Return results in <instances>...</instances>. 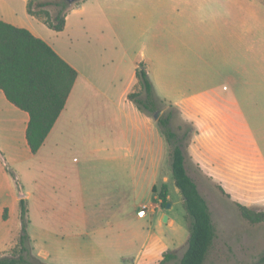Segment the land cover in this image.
I'll list each match as a JSON object with an SVG mask.
<instances>
[{
    "label": "rangeland",
    "instance_id": "374dc122",
    "mask_svg": "<svg viewBox=\"0 0 264 264\" xmlns=\"http://www.w3.org/2000/svg\"><path fill=\"white\" fill-rule=\"evenodd\" d=\"M28 1L0 0V14L15 12L21 27L32 26L73 50L81 71L89 77L92 73L102 90L80 78L54 133L62 146L59 152L66 155L37 178L41 185L34 173L39 160L33 155L18 172L36 256L51 264H154L173 252L176 258L164 264L181 260L189 245L190 220L173 178L170 145L158 124L170 112L175 130L182 134L186 124L194 128L186 149L187 169L207 198L217 229L204 264L259 261L264 222L244 218L233 199L242 203L264 198V125L241 134L233 129L208 130L201 141L206 153L200 152L193 138L194 121L185 118L195 117L194 90L190 81L181 79L177 61L185 63H178L180 72L191 75L193 62L212 58L216 39L203 33L205 27L218 26L210 12H264V0H79L69 4L72 15L65 32L29 15ZM45 9L54 18L61 6ZM94 12L100 15L105 48L98 33L82 27ZM249 25L252 40L262 42L259 53L264 52V16H252ZM219 26L226 37L229 28L224 22ZM222 53L220 58L227 59L228 52ZM146 67L154 71L151 80L162 100L154 112L128 97L139 92L138 97L145 98L137 70ZM169 72H177L179 80ZM206 125L210 127L209 121ZM192 151L207 171H202ZM68 180L75 186L73 193ZM165 183L170 207L162 203L159 191L154 192L155 186L160 189Z\"/></svg>",
    "mask_w": 264,
    "mask_h": 264
},
{
    "label": "crops",
    "instance_id": "0c3cea01",
    "mask_svg": "<svg viewBox=\"0 0 264 264\" xmlns=\"http://www.w3.org/2000/svg\"><path fill=\"white\" fill-rule=\"evenodd\" d=\"M39 1L42 0H37V2ZM261 7L264 8L263 5ZM68 11L65 28L61 31L51 28L40 16L28 13L44 21L54 31L65 32L70 26L72 15V12ZM1 13L0 19L20 26L15 12ZM210 14L214 20H217L218 26L215 28L205 27L203 33L216 39L217 44L215 43L211 47V50L214 51L212 53L213 60L212 58L210 60L201 58L199 61L193 62L195 67L193 70L195 72L191 75L189 73H181L179 65L185 63L177 61L179 63V65L177 63V69L183 77L181 79L190 81L191 88L194 90L195 117L192 118L185 114V118L194 121L196 127L193 137L194 143L202 153L206 152H203L205 146L201 141L204 135L209 132L208 130L213 131L216 128L233 129L240 130L241 134L247 128L264 125V52L259 53L262 42L257 38L252 40L250 35L252 27L249 25V20L252 16H264V12H210ZM220 22H224L226 28H229L230 33L226 37L223 35L225 30L219 26ZM86 26H89L92 32L98 33L100 42L105 48V44L102 42L105 33L100 25V15L95 12L91 13L86 20H83V30L86 29ZM25 27L48 42L62 58L76 68L78 77L64 110L37 153H32L27 140L29 113L12 103L0 88V257L13 252L18 246L22 233L21 199L25 195L18 191V188L21 187L18 180V172H21L22 165L32 155L39 160V166L35 167L34 173L37 184L41 185L37 178L46 174L47 171L44 170L53 168L54 164L56 165L66 155V153L59 152L62 146H60L61 144L54 133L67 110L80 78L84 76L87 82L95 86L98 91H102L100 86L94 83L92 73L90 74L91 77H89L81 71L76 63L79 58L76 57L73 50L65 48L57 39L50 41L49 37L38 33L32 26ZM84 51L87 52V47H84ZM225 51L228 52L227 57H225L227 59L220 58L223 57L222 52ZM251 51H255V54H252ZM101 57L103 58L102 54L99 56L100 65L103 64ZM88 59H90V56ZM150 62L153 63V60L151 59ZM174 66L175 63L171 64L170 67L174 69ZM145 69L151 79L154 71L151 67L150 69H147V67ZM177 74V72H169L168 76L173 80H179ZM208 121L210 123L209 128L207 125L205 126ZM191 153H193L194 159L201 166L202 171H207L203 160L194 151ZM59 157L61 158L58 159ZM109 158L115 159L116 157ZM10 170L14 172L15 176L11 174ZM52 179L55 180V175ZM68 183L69 180L67 185L71 193H73L75 186L73 183ZM233 201L239 202L241 200L233 199ZM242 204L249 207L257 206L264 210L263 197H260L257 201H242ZM163 258L164 255L154 264H160Z\"/></svg>",
    "mask_w": 264,
    "mask_h": 264
},
{
    "label": "trees",
    "instance_id": "16d2710c",
    "mask_svg": "<svg viewBox=\"0 0 264 264\" xmlns=\"http://www.w3.org/2000/svg\"><path fill=\"white\" fill-rule=\"evenodd\" d=\"M57 4L61 6L54 18L45 7ZM70 5L53 0L34 3L29 0L27 9L32 15H44V21L53 29L61 31L66 25V14ZM145 98L138 97L139 92L129 94L145 109L154 112L160 108V98L145 68L137 72ZM78 77V71L43 38L36 36L30 29L17 26L0 19V88L6 97L30 116L27 128V140L32 153H37L64 110L68 97ZM172 114L158 120L170 145V157L173 178L180 189L190 220L188 248L177 264H204L214 246L217 229L212 211L205 195L200 191L196 180L187 169L186 149L194 130L191 124L181 134L171 123ZM15 176L14 172L10 170ZM220 189L226 193L224 188ZM163 204L169 203V187L165 183L159 189ZM244 218L253 223L264 222V211L236 202ZM23 228L18 246L11 254L0 257V264H51L37 257L33 252L28 226V206L21 199ZM176 258L173 252L164 253L160 264ZM252 264H264V253L259 261Z\"/></svg>",
    "mask_w": 264,
    "mask_h": 264
},
{
    "label": "water",
    "instance_id": "95a60500",
    "mask_svg": "<svg viewBox=\"0 0 264 264\" xmlns=\"http://www.w3.org/2000/svg\"><path fill=\"white\" fill-rule=\"evenodd\" d=\"M68 4H73V3H75V2H77V1H79V0H65ZM159 114H160V112H158L157 113V118H158V116H159ZM171 206V203L169 202L168 204H167V207H170ZM169 220V216H168V214L167 213H164L163 214V221H165V222H167Z\"/></svg>",
    "mask_w": 264,
    "mask_h": 264
}]
</instances>
